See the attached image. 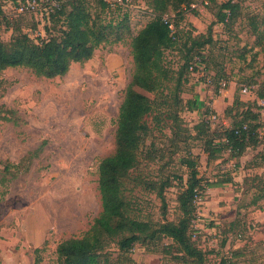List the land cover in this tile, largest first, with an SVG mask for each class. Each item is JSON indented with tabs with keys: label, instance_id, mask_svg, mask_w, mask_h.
Here are the masks:
<instances>
[{
	"label": "rangeland",
	"instance_id": "rangeland-1",
	"mask_svg": "<svg viewBox=\"0 0 264 264\" xmlns=\"http://www.w3.org/2000/svg\"><path fill=\"white\" fill-rule=\"evenodd\" d=\"M224 1L192 0L194 6L183 7L177 25L192 34L211 26L212 42L203 54L225 85L215 92L216 81L184 72L178 117L187 131L182 138L175 136L171 120L152 131L139 165L125 181V195L133 215L160 220L159 198L133 178L158 183L169 178L166 217L176 221L181 215L176 198L188 176L181 159L190 155L206 181L192 235L205 252L202 264H264V0H235L239 10L222 24L216 14ZM1 2L14 24L32 37L44 36L45 20L38 11L16 14L10 0ZM126 5L130 34H135L151 19L148 0ZM1 21L0 37L8 41L11 32ZM162 63L176 72L183 53L166 50ZM133 69L130 37L125 35L101 44L91 59L72 63L61 76L38 77L25 67L0 70V264H58L57 244L82 236L99 215L98 177L112 167L118 108ZM243 85H250L251 93L243 94ZM210 103L216 118L208 119V127L195 128ZM246 108L259 111L257 122L251 121L257 129L255 146L239 157L228 150L208 154L211 132L230 127ZM147 120L153 125L150 116ZM107 250L117 256L115 244ZM129 256L128 264H197L181 256L167 237L136 242Z\"/></svg>",
	"mask_w": 264,
	"mask_h": 264
},
{
	"label": "trees",
	"instance_id": "trees-1",
	"mask_svg": "<svg viewBox=\"0 0 264 264\" xmlns=\"http://www.w3.org/2000/svg\"><path fill=\"white\" fill-rule=\"evenodd\" d=\"M191 3L192 0H148L154 17L135 34H130L124 0H59L58 7L53 8L48 18L44 19V36L35 37L23 31L19 23L14 24L0 3L1 22L4 29L11 32L8 41L0 37V70L25 67L38 77L61 76L72 63L91 59L101 44L121 41L125 35L130 37L134 69L118 108L112 167L98 177L102 209L82 236L70 237L57 244L58 264H128L131 262L129 251L133 244L157 243L166 237L176 244L184 258L197 264L204 262L205 252L192 240V221L197 216L196 196L202 197L206 186V181L198 174L194 157L188 155L181 159L188 176L176 198L181 213L176 221L166 217L165 189L170 184L169 178H163L159 183L147 178H133L136 185L152 189L159 198L160 220L141 219L137 214L133 215V206L126 198L124 187L131 171L141 161L146 138L153 130H162V121H174L176 127L172 133L179 138L187 131L180 127L179 93L185 80L184 72L192 74L189 68L195 58H199L204 69L212 74V82L217 83L215 92L222 88L220 82L223 81L217 80L211 72L207 56L203 54V48L212 42L211 26L205 33L192 34L191 29L183 31L177 25L183 19V7H189ZM239 8V2L225 0L219 5L216 22L227 24ZM122 9L121 14L108 17V14ZM169 11L173 13L172 16ZM261 25L260 34L264 38V15ZM169 49H178L183 53V63L176 72L170 71L162 63L164 53ZM204 113V120L196 123L195 128L199 129L204 124L208 127L205 116L209 113V107ZM241 114V118L230 127L211 132L206 140L208 154L228 150L231 156L239 157L246 148L255 146V123L259 111L246 108ZM149 116L153 125L147 120ZM111 243L116 246V257L107 250Z\"/></svg>",
	"mask_w": 264,
	"mask_h": 264
},
{
	"label": "built area",
	"instance_id": "built-area-1",
	"mask_svg": "<svg viewBox=\"0 0 264 264\" xmlns=\"http://www.w3.org/2000/svg\"><path fill=\"white\" fill-rule=\"evenodd\" d=\"M2 0H0L1 3V8L4 10L3 5H2ZM58 1L59 0H10V2L13 5V9L15 12L17 13H23V12H39V15L41 17V20H44L46 18H48L49 16V12L52 11L53 8L58 7ZM112 1H118V2H122V0H112ZM129 0H124L125 4H128ZM194 4L191 3L190 7H193ZM229 13H227L228 16ZM149 15L152 17H154L155 13L152 12L151 10H149ZM166 19V17H164ZM192 71V74L198 76V79L200 78H205V82L207 83H212V74L208 73L205 69H204V65L200 62L199 58H195L194 59V63L193 65L190 66L189 68ZM221 86H224V82H220ZM241 92L243 94H249L251 93V86L249 85H243L241 87ZM209 107V113L207 115V119L211 120V119H215L216 118V114L214 112H212L213 108L211 107V105L208 106ZM200 197L196 196V204L198 203V199ZM197 219V216L193 219V223L195 222V220Z\"/></svg>",
	"mask_w": 264,
	"mask_h": 264
},
{
	"label": "crops",
	"instance_id": "crops-1",
	"mask_svg": "<svg viewBox=\"0 0 264 264\" xmlns=\"http://www.w3.org/2000/svg\"><path fill=\"white\" fill-rule=\"evenodd\" d=\"M210 105H211V107L214 109L215 106L213 105V103H210Z\"/></svg>",
	"mask_w": 264,
	"mask_h": 264
}]
</instances>
